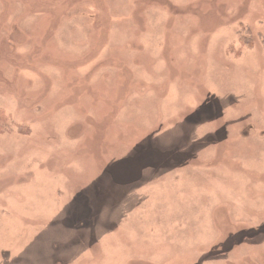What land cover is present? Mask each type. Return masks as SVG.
<instances>
[{
	"label": "rangeland",
	"instance_id": "obj_1",
	"mask_svg": "<svg viewBox=\"0 0 264 264\" xmlns=\"http://www.w3.org/2000/svg\"><path fill=\"white\" fill-rule=\"evenodd\" d=\"M0 264H264V0H0Z\"/></svg>",
	"mask_w": 264,
	"mask_h": 264
}]
</instances>
